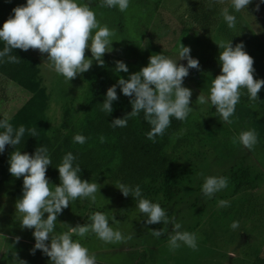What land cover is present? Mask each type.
<instances>
[{
	"label": "rangeland",
	"instance_id": "374dc122",
	"mask_svg": "<svg viewBox=\"0 0 264 264\" xmlns=\"http://www.w3.org/2000/svg\"><path fill=\"white\" fill-rule=\"evenodd\" d=\"M76 2L88 5L100 26L115 32L108 47L112 51L103 56L104 66L93 60L87 72L69 81L44 65L47 54L30 49L20 51L37 65L35 76L30 78L24 73L13 81L0 76V116H7L14 129L23 125L24 136L30 135L27 129L35 128L38 136L35 144L53 142L71 128L80 132L94 114L90 89L102 81L117 84L120 78L128 79L148 66L152 55L163 54L178 65L187 66L186 59L179 60L183 44L190 47V55L199 60L200 66L189 69L183 81V86L192 90L189 107L193 110L169 138L166 147L172 156L169 170L160 178L146 182V199L164 209L169 223L148 225L136 206L117 212V201L123 195L117 188L120 184L112 179L96 178L89 181L97 184L95 202L90 198L70 200L68 208L58 215L50 235L90 223L89 217L101 212L109 227L131 239L105 243L94 233L83 238L74 235L73 241L86 247L96 257V264H135L142 252L146 254L144 264H250L263 255L264 87L255 101L250 100L247 89L240 90V96L248 101L238 102L231 123L219 119L210 101L204 105L196 101L200 94L210 95L212 80L221 74L219 55L224 49L219 44L232 43L235 47L243 43L244 50L254 60V79H264V3L252 0L237 12L231 0H129L127 10L121 12L118 7H101L102 0ZM26 3L27 0H0V28L14 15L15 7ZM224 9L236 17L234 28H229L224 20ZM203 14L208 15L206 30L201 28ZM85 55L92 59L90 49H86ZM116 61L126 63L129 71L117 73ZM40 93L46 97L40 99L36 110L25 111V104L31 99L35 101ZM117 102V107L125 106L122 101ZM247 130L257 133L258 142L252 150L232 143L233 137ZM101 156L108 158L110 154L104 150ZM9 167V162L0 158V264H50V257L42 250L32 254L34 229L20 227L21 214L15 205L22 198L23 177H13ZM239 170H247L257 180L234 192L231 173ZM209 176L225 177L228 181L227 188L211 198L202 193V185ZM49 187L55 188L50 184ZM221 200L228 201L229 206L219 207ZM172 218L181 224L180 231L196 234V250L183 243L170 250L169 237L174 234ZM234 221L239 222L236 229L231 228ZM158 229L163 231L159 238L151 234ZM46 243L50 246L51 238Z\"/></svg>",
	"mask_w": 264,
	"mask_h": 264
},
{
	"label": "clouds",
	"instance_id": "9594fccd",
	"mask_svg": "<svg viewBox=\"0 0 264 264\" xmlns=\"http://www.w3.org/2000/svg\"><path fill=\"white\" fill-rule=\"evenodd\" d=\"M223 2V0H220ZM264 3V0H260ZM252 0H231L235 11L246 8ZM101 7H118L121 12L126 11L129 0H102ZM260 4L256 5L259 11ZM0 28V41L5 47L0 51V62L19 63L20 58L12 55V50L20 49L38 50L41 54H47L44 65L56 74L71 81L78 74L87 72L92 61L104 66L103 56L112 45L111 37L114 31L107 26H100L96 14L88 5H81L76 0H27L26 5L17 6ZM223 18L229 28H234L236 17L230 15L227 9L223 10ZM94 35H93V31ZM219 62L222 65L221 74L212 80L210 95L205 97L200 94L196 103L204 105L209 101L215 107L218 117L222 122L231 123L240 100V90L247 89L251 101L258 98V93L264 87V79H254V60L244 50L243 43L235 47L232 43L219 44ZM86 49L91 50L92 59L86 58ZM190 47L181 44L179 60H187V66L179 64L163 54L152 55L148 66L133 73L128 79L120 78L116 85L107 90L102 103V111L111 114L113 102L118 100L117 87L122 93L132 98L130 103L132 111L123 118H116L110 126L123 128L128 120L144 113L145 121L151 125V130L146 133L147 139L155 142L157 136H162L171 124V118L179 121L187 119L193 108L189 107L192 90L183 86L184 78L189 75V69H199V60L192 58ZM7 57L5 61L4 58ZM115 71L128 72V66L123 61H116ZM0 153L5 151L6 145L16 147L21 142L26 129L21 125L14 129L5 116L0 120ZM32 137L37 136L35 128L27 129ZM101 142L104 137L101 136ZM74 143L84 144L86 137L76 134ZM258 142L255 130L243 131L238 137L232 138V143H239L252 150ZM76 157L67 153L62 163L57 166L60 175V185L50 189L46 178L48 166L52 163L46 147L37 148L35 155L21 151H14L9 159V172L15 178L23 177L22 198L16 202V210L21 214V229H34L35 246L31 250H42L43 254L50 257V264H96V257L90 255L86 247L79 241H73L74 235L81 238L88 233H94L98 239L105 243L125 242L126 239L120 231H114L109 227L106 216L101 212H95L89 217L90 223L69 227L68 231L59 235H50L55 228V222L59 214L68 208L70 200L77 198H90L96 200L97 184L83 180L78 175L80 166H73ZM228 181L225 177L209 176L202 185V193L211 198L215 193L227 188ZM125 197L133 196L137 201L136 207L146 217L148 225L163 222L169 223L164 209L158 203H152L148 199L141 198V188L136 185L131 188L125 184L117 187ZM100 191V189H99ZM219 207L229 206L225 200L219 201ZM47 213V218H44ZM115 219V218H114ZM174 234L169 237V248L175 250L183 243L187 247L196 250L197 237L195 233L180 231L181 224L175 222ZM239 227V222L234 221L231 228ZM151 234L159 238L162 229L153 230ZM51 238L50 246L46 241ZM19 237L16 238L19 242ZM25 264V262H24Z\"/></svg>",
	"mask_w": 264,
	"mask_h": 264
},
{
	"label": "trees",
	"instance_id": "16d2710c",
	"mask_svg": "<svg viewBox=\"0 0 264 264\" xmlns=\"http://www.w3.org/2000/svg\"><path fill=\"white\" fill-rule=\"evenodd\" d=\"M197 17L195 16V18ZM200 19L203 23L201 28L206 30L205 23L208 20V15L203 14ZM4 47V42L0 41V51ZM11 54L19 57L20 62H0L1 77L13 81L24 73L30 75V78L35 76L38 71L35 62L27 59L20 49L12 50ZM4 60L6 61L7 57ZM113 85H116V83L102 81L94 86L92 90L90 89V92L92 91L91 100L94 106V114L88 119L80 132L71 128L65 136H56L53 142H37L39 144H35L38 136H24L16 147L6 145L5 151L0 153V158L9 162L11 154L16 150L21 151L22 154L27 153L34 156L37 148L46 147L52 162L48 166L46 178L49 184L55 187L61 183L57 166L62 163L63 157L71 152L76 157L73 166L75 167L78 164L81 168V172L78 173L81 179L88 181L96 178L102 180L112 179L131 188L139 185L142 193L141 198L146 199V182L160 178L169 170L172 156L166 152V147L169 145V138L180 129L182 121L176 120L174 117L171 118L170 126L166 128L162 136L156 137L155 142L147 139L146 133L151 130V125L145 121L143 111L138 116L130 118L126 127H111L110 123L114 119L123 118L132 111L130 103L132 98L125 96L119 87L116 89L118 100L113 102L112 113L109 114L101 110L107 90ZM42 93L35 101L33 99L29 100L25 104L24 110L29 112L36 110L37 104L41 102L40 99L46 97ZM35 96L36 94H34ZM117 101H122L125 106L117 107ZM239 101L247 102L248 100L240 96ZM2 119L4 118L0 116V120ZM76 134L85 136L86 142L84 144L74 143L73 138ZM101 136L104 137L103 142H101ZM104 150L109 152L110 156L108 158L101 156ZM113 165L116 166L115 169L112 168ZM255 180L257 178L251 176L247 170L232 172L230 178L234 192L242 187L253 185ZM136 203L137 201L133 196L125 197L122 195L117 201V212L135 207ZM145 258L146 254L142 252L135 264H144ZM250 264H264V253L257 256Z\"/></svg>",
	"mask_w": 264,
	"mask_h": 264
}]
</instances>
